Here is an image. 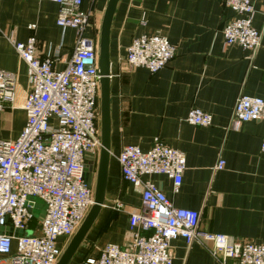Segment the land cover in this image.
Here are the masks:
<instances>
[{"label":"crops","instance_id":"crops-1","mask_svg":"<svg viewBox=\"0 0 264 264\" xmlns=\"http://www.w3.org/2000/svg\"><path fill=\"white\" fill-rule=\"evenodd\" d=\"M253 25L263 32L262 46L253 55L240 45H227L222 28L235 17L223 0H120L110 32L111 161L107 201L70 264L97 257L109 243L129 246V212L141 205V194L124 180L118 155L126 145L146 151L156 139L180 149L186 169L177 192L166 175L145 177L156 183L176 207L200 212L199 229L264 244V120L229 127L241 94L264 99V0H252ZM108 0H83L92 11L84 36L99 42ZM59 5L42 0H0V69L17 73L14 106L0 111V139L21 133L26 113L22 107L29 89L28 67L13 43L34 36L37 54L61 56L55 70H63L77 38L72 27L57 24ZM143 34L166 36L175 57L161 70H130L125 60L132 40ZM199 108L212 115L209 126L186 121ZM220 159L225 161L216 170ZM97 159L93 163V181ZM92 181V182H93ZM94 184V183H93ZM119 201L123 210H116ZM71 239V238H70ZM70 239H60L64 250ZM173 264H223L212 253L211 242L172 241ZM225 264H238L229 259Z\"/></svg>","mask_w":264,"mask_h":264},{"label":"built area","instance_id":"built-area-1","mask_svg":"<svg viewBox=\"0 0 264 264\" xmlns=\"http://www.w3.org/2000/svg\"><path fill=\"white\" fill-rule=\"evenodd\" d=\"M59 5L57 24L77 31L73 53L63 70L57 52L45 58L37 54L34 36L13 43L27 64L29 89L22 105L25 125L15 139H0V264H56L63 249L60 239H70L90 210L93 183L85 172L101 147L100 79L98 43L84 36L92 11L83 0H42ZM235 13L221 30L227 45H240L254 55L262 46L263 32L253 25L252 0H223ZM3 36L0 31V39ZM176 55V48L161 34L135 37L127 48L130 70L139 67L156 73ZM17 73L0 69V111L14 101ZM264 120V99L241 94L236 99L229 127ZM186 121L209 126L212 115L199 108ZM264 153V140L261 143ZM122 177L141 194V205L129 212L132 239L129 246L105 245L97 257L82 264H173L172 241L211 242L212 253L223 264H264V244L199 229L200 212L176 207L166 193L145 177L166 175L177 192L186 169L183 151L159 139L146 151L126 145L118 155ZM225 161L220 159L216 170ZM116 210H123L119 201Z\"/></svg>","mask_w":264,"mask_h":264},{"label":"water","instance_id":"water-1","mask_svg":"<svg viewBox=\"0 0 264 264\" xmlns=\"http://www.w3.org/2000/svg\"><path fill=\"white\" fill-rule=\"evenodd\" d=\"M120 0H108L100 27L98 42V65L100 79V127L101 147L97 157V173L94 188L93 204L85 219L71 237L56 264H70L78 249L82 245L94 222L98 218L107 201L108 173L111 161V60H110V32L113 18Z\"/></svg>","mask_w":264,"mask_h":264},{"label":"rangeland","instance_id":"rangeland-1","mask_svg":"<svg viewBox=\"0 0 264 264\" xmlns=\"http://www.w3.org/2000/svg\"><path fill=\"white\" fill-rule=\"evenodd\" d=\"M92 172H93V169H92L91 164H90L89 169L85 172V178L87 179V181L90 184L95 182V178H94V181H93ZM96 173H97V168H96ZM95 177H96V174H95ZM93 190H94V188H93Z\"/></svg>","mask_w":264,"mask_h":264}]
</instances>
